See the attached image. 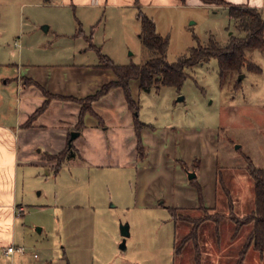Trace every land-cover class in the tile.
Wrapping results in <instances>:
<instances>
[{"label":"rangeland","instance_id":"374dc122","mask_svg":"<svg viewBox=\"0 0 264 264\" xmlns=\"http://www.w3.org/2000/svg\"><path fill=\"white\" fill-rule=\"evenodd\" d=\"M140 12L169 38V63L198 43L208 45L211 35L222 45L230 35L245 36L228 6L202 0H0V125L16 129L22 65L97 62L87 36L116 64L145 62ZM246 57L261 73L244 68L222 85L213 58L188 68L180 89L140 91L139 119L158 133L149 144L143 139V161L127 143L94 142L107 152L100 153L99 166L72 154L56 174L45 151L61 145L21 141L18 149L0 141V192H12L15 209L0 215V264H264V253L253 248L241 256L251 226L234 236L232 219L255 206L249 162L264 168V53L247 50ZM166 129L177 135L164 159L158 152ZM213 140L217 155L190 182L193 156L202 158ZM116 147L122 157L110 156ZM195 185L203 187L208 212L199 209ZM167 207L221 222L203 223L197 241L186 242L192 224L176 221ZM122 227H128L127 237ZM9 245L25 252L8 255Z\"/></svg>","mask_w":264,"mask_h":264},{"label":"crops","instance_id":"0c3cea01","mask_svg":"<svg viewBox=\"0 0 264 264\" xmlns=\"http://www.w3.org/2000/svg\"><path fill=\"white\" fill-rule=\"evenodd\" d=\"M229 1H232L230 3L235 5H245L251 8H256L264 13V0ZM81 52L86 54L88 50L87 48L82 49ZM99 62L100 61L69 63L55 62L52 64L27 65L22 63V74L21 77L17 78L18 87L15 94L20 107V111L15 121L16 129L10 131L8 126L0 125V141H9L10 143L15 142L18 149H20L21 141L23 143L32 140L35 142L37 141V143L46 141L48 144L61 145L59 146L61 147L59 151L49 148L45 151L46 155L58 154L64 151L69 143H71L74 156L78 157L83 162H91L98 166L100 165L99 159L102 157L100 153L103 154L104 152H107L102 146L99 149H96L93 145L94 142L105 144L106 141H110L113 145L116 143L120 145L127 143L130 145L131 150L133 149V153H135L138 158L134 115H132L133 112L128 108L122 88H114L109 93L93 102V110L102 119V124L99 123L96 116L91 113H86L83 125L79 126V115L81 113L82 105L72 99L54 98L51 100L48 108L39 115L36 120H34L31 126H24L29 117L45 101V96L42 90L38 86L31 84L29 81L36 82L42 88L55 95L84 99L95 94L103 85L116 80V75L113 70L100 67ZM130 86L133 98L138 102L139 100L137 99V96L140 95L139 81L132 80ZM102 126H106V128L102 130ZM111 127L112 130L110 129ZM75 132L79 134L74 139H71V133ZM156 134L158 133L153 126L145 127L142 130V140L144 139L145 143L149 144V139L152 140L157 138ZM176 135L177 134L166 129V133L164 134L165 140H162L163 151L161 153L158 152L161 158H167L165 149L175 139ZM215 146L216 141L213 140L212 145L209 146L210 149L208 152L205 154L201 152L199 153L202 155L203 159L196 158L199 159L197 162L198 167H195V155L193 156L190 166L192 165L195 173L204 169L208 160H213L215 158L217 155ZM102 150H104V152H102ZM122 150L123 149H121V151ZM10 155L13 154L10 152ZM149 155H153V148H151V154ZM104 156L107 155L104 154ZM110 156L119 158L122 157V153H118L116 147V152L114 149ZM52 162L56 164V161ZM196 192L198 196L197 188ZM0 193V196L5 198L4 203H6V206H1L3 204H0V215H6L9 212L8 209H14L13 195L12 192H7L5 195L2 192ZM206 207L209 208L207 205Z\"/></svg>","mask_w":264,"mask_h":264},{"label":"trees","instance_id":"16d2710c","mask_svg":"<svg viewBox=\"0 0 264 264\" xmlns=\"http://www.w3.org/2000/svg\"><path fill=\"white\" fill-rule=\"evenodd\" d=\"M184 1V0H180ZM206 4H216L228 6V11L231 18L235 21L237 29L245 33V36L230 35L228 42L225 45L220 44L215 36L211 35L209 43L206 46L197 44L192 47L189 55L183 56L174 63H169L166 60V54L169 48V38L162 36L157 32L156 24L152 18L140 12L138 19L141 22L140 37L144 47L148 52V59L140 64L119 65L116 64L108 55L101 52L100 48L92 43V36H87L90 47L96 49L99 55V66L113 70L116 75V80L111 81L102 86L95 94L84 99H75L72 97H64L50 93L42 88L34 81H29L31 84L38 86L44 96L43 104L29 117L24 124L29 127L34 120L38 118L49 106L54 98L72 99L82 105L79 115V126L83 125L84 116L86 113H91L96 116L99 123L102 124V119L93 110L92 104L114 88H122L125 94V99L128 108L134 114L135 131L137 135V152L138 159L143 161L147 156L146 146L142 140V130L145 127L151 126L139 119V104L133 98L130 82L132 80L139 81L140 91L150 92L153 88L159 91L162 87L170 86L180 89L187 78L186 70L202 62L209 61L213 58L218 60L219 77L221 84H225L227 80L235 75L239 76L243 73L244 68L251 72L261 73V68L246 57L247 50H260L264 53V17L260 10L251 8L245 5L231 4L225 0H202ZM234 88H240V81L237 80ZM73 154V146L70 143L68 147L55 155H46V159L56 161L55 173L57 174L62 167L63 162ZM199 159H195V167H198ZM247 172L254 183L255 206L254 209L246 216L239 218L233 217L236 225L234 236H237L244 226H251V231L246 238L244 248L241 251V256L253 248L254 250L264 253V168L256 167L252 161L247 166ZM190 182L194 183L195 178ZM198 191L199 209L203 212H208L210 209L206 207L203 197V190L200 185H195ZM164 205V203L162 202ZM172 213L176 221H183L192 224V230L185 238V241L198 239V232L201 225L207 221L213 220L217 225L221 222V218H214L212 215L199 218L191 217L190 215L179 213L178 208L167 207ZM182 245L176 248L177 254L181 253Z\"/></svg>","mask_w":264,"mask_h":264},{"label":"water","instance_id":"95a60500","mask_svg":"<svg viewBox=\"0 0 264 264\" xmlns=\"http://www.w3.org/2000/svg\"><path fill=\"white\" fill-rule=\"evenodd\" d=\"M45 29H47V27H45ZM79 133L75 132L73 133L71 139H74ZM189 179H194L196 178L197 174L195 172H190L189 174ZM40 230V229H39ZM122 234L124 237H127L129 235V230H128V227H122ZM125 239L123 240L122 244H121V247L122 248H126V244H125Z\"/></svg>","mask_w":264,"mask_h":264},{"label":"built area","instance_id":"2783aa9c","mask_svg":"<svg viewBox=\"0 0 264 264\" xmlns=\"http://www.w3.org/2000/svg\"><path fill=\"white\" fill-rule=\"evenodd\" d=\"M18 214L23 213L24 212V208L23 207H19V209L17 210ZM15 252H20V253H24V249L22 247H14V246H9L5 253L10 255L13 254Z\"/></svg>","mask_w":264,"mask_h":264}]
</instances>
